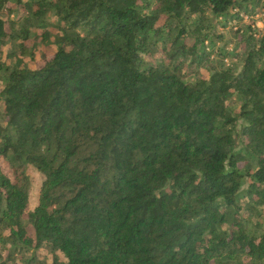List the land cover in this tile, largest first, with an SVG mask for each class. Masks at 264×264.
<instances>
[{
	"label": "trees",
	"instance_id": "obj_1",
	"mask_svg": "<svg viewBox=\"0 0 264 264\" xmlns=\"http://www.w3.org/2000/svg\"><path fill=\"white\" fill-rule=\"evenodd\" d=\"M11 1L0 0V45L16 42L0 64L4 243L31 250L27 264H45L40 249L51 264H264V30L233 31L239 70L208 52L217 25L264 0ZM15 7L20 26L2 17ZM38 43L55 51L31 69ZM28 166L43 180L26 212Z\"/></svg>",
	"mask_w": 264,
	"mask_h": 264
},
{
	"label": "rangeland",
	"instance_id": "obj_2",
	"mask_svg": "<svg viewBox=\"0 0 264 264\" xmlns=\"http://www.w3.org/2000/svg\"><path fill=\"white\" fill-rule=\"evenodd\" d=\"M22 2H27L28 0H21ZM14 0H12L7 7L13 8ZM249 12L241 16V20L237 22H233L234 24H231L232 26L235 25L236 27L227 26L225 28L219 27V25L216 26V33H219L222 35V40H214V46L211 48L209 47L208 52L209 55V61L210 62H221L225 64L226 66L232 67L234 69H240L241 65L238 64L237 59L232 57L233 54V43H235V38L233 39V31L237 28L243 29L247 25H251L252 29L254 31L258 30L260 33L264 30V8L263 7H257L253 10H251L252 7H248ZM2 17L5 20L13 21L17 24V26H20L22 21L27 17L26 11L21 7H15L14 12L12 15H8L7 11H3ZM49 22L54 23L55 17H51ZM232 30V31H230ZM42 30L41 29H33L32 35L36 34L38 36L41 35ZM16 42L15 41H7L4 44L0 45V64H9L10 59L9 56L12 54V52H16ZM31 45H28V48H30ZM32 49V48H31ZM55 51V46L52 44H45V43H38L34 50H33V57H27L24 59L25 64L31 68L36 69L37 67L41 66L43 64V58L42 54H45L47 57H51L53 52ZM222 52H226V58L223 59L221 57ZM224 55V54H223ZM148 62H153V59H148ZM206 63L199 69V76L204 79H208V71H207ZM187 80L190 81L194 78L193 75H189ZM231 108L235 109V111H238V104H234L231 106ZM3 119L0 116V123H3ZM4 125V123H3ZM0 171L6 175L7 177L11 178L12 176V170L11 165L0 157ZM26 173L29 178V198H28V206L26 209V212H29L33 210L38 202V196L39 191L41 187V182L43 180L40 173H38L34 168L31 166L27 167ZM248 185V181L243 186V189H246ZM243 214L246 215L247 213L243 210ZM257 219L253 217L252 219V226H254L255 223H257ZM251 226V225H250ZM8 235L7 231L0 229V264H27V260L31 256V250L27 253H18L12 251L9 244L4 243L3 237H6ZM12 253V257L10 260H7L8 254ZM56 256L60 261H65V258L61 253H57ZM37 261L45 263V264H51L53 260V255L49 253L46 249H40L37 252Z\"/></svg>",
	"mask_w": 264,
	"mask_h": 264
}]
</instances>
